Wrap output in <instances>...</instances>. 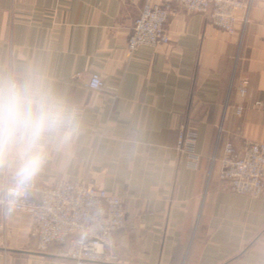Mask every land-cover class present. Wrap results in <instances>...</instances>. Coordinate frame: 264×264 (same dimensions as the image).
Masks as SVG:
<instances>
[{
    "label": "crops",
    "instance_id": "crops-1",
    "mask_svg": "<svg viewBox=\"0 0 264 264\" xmlns=\"http://www.w3.org/2000/svg\"><path fill=\"white\" fill-rule=\"evenodd\" d=\"M143 3L0 0V72L38 67L82 109L79 135L51 152L34 183L85 180L122 199L110 264H264V192L229 191L218 161L227 139L238 150L264 142V0H251L233 33L174 6L168 44L128 51ZM92 73L99 91L87 87ZM181 128L195 133V168L175 148ZM9 183L0 173V188ZM31 227L25 213L0 212V264H73L66 243L39 251Z\"/></svg>",
    "mask_w": 264,
    "mask_h": 264
},
{
    "label": "built area",
    "instance_id": "built-area-1",
    "mask_svg": "<svg viewBox=\"0 0 264 264\" xmlns=\"http://www.w3.org/2000/svg\"><path fill=\"white\" fill-rule=\"evenodd\" d=\"M251 0H144L139 15L132 23L126 48L132 51L141 45L156 46L168 44L170 38L165 29L167 18L174 6L187 12L207 13L211 22L219 29L233 33L242 30L248 22ZM87 87L93 91L102 88L98 73H92ZM247 82L239 84L242 96ZM261 105V101L254 103ZM79 116L81 107L74 106ZM241 107L237 108L240 113ZM221 129L218 127V133ZM195 133L179 129L175 148L180 155H187L188 165L195 168L199 156L194 153ZM215 158L212 157V161ZM219 179L234 193L259 197L264 192V142L247 141L238 150L229 139L223 143L218 159ZM7 186L0 188V212L3 216L25 213L32 220L31 236L39 251H45L54 242L66 243L62 253L73 264L117 262L112 251L113 233L125 222L122 199L85 180L58 179L50 185L32 186L9 209L6 200ZM38 192L35 195L34 192Z\"/></svg>",
    "mask_w": 264,
    "mask_h": 264
},
{
    "label": "clouds",
    "instance_id": "clouds-1",
    "mask_svg": "<svg viewBox=\"0 0 264 264\" xmlns=\"http://www.w3.org/2000/svg\"><path fill=\"white\" fill-rule=\"evenodd\" d=\"M77 109L38 67L21 73L0 72V173L10 183L11 210L48 163L52 151L63 152L79 135Z\"/></svg>",
    "mask_w": 264,
    "mask_h": 264
}]
</instances>
